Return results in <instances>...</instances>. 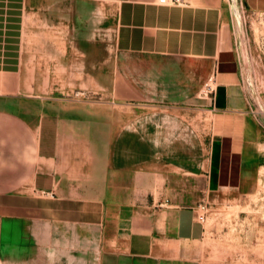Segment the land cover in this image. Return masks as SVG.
<instances>
[{
  "label": "crops",
  "instance_id": "1",
  "mask_svg": "<svg viewBox=\"0 0 264 264\" xmlns=\"http://www.w3.org/2000/svg\"><path fill=\"white\" fill-rule=\"evenodd\" d=\"M106 2L116 6L114 59L124 102L137 109L109 150L108 170L135 184L134 199L119 201L117 246L103 244L104 208L90 190L96 180L74 143L77 132L58 113L36 114L0 97V264H201L207 226L180 200L191 194L193 177L214 193L240 182L250 99L225 52L220 11L199 0ZM246 4L264 11V0ZM55 26L56 70L72 71L63 27ZM6 62L0 55V76L9 71V80L16 67ZM211 79L214 93L201 96ZM144 103L197 104L210 120L208 139L201 141L182 112L145 114L138 110ZM175 173L189 178L182 190L175 189Z\"/></svg>",
  "mask_w": 264,
  "mask_h": 264
},
{
  "label": "rangeland",
  "instance_id": "2",
  "mask_svg": "<svg viewBox=\"0 0 264 264\" xmlns=\"http://www.w3.org/2000/svg\"><path fill=\"white\" fill-rule=\"evenodd\" d=\"M199 1L221 13L225 52L235 60L250 99L249 125L240 182L214 193L203 179L193 177L191 194L180 203L205 214L201 264H264V11L252 10L246 0ZM56 22L63 27L64 62L76 68L72 71L56 70L61 51ZM115 25L116 6L106 0H0V55L16 67L9 80V71L2 70L0 97L14 98L36 114L58 113L77 132L74 143L81 145V158L90 161L88 176L96 180L90 190L94 188L104 208L100 235L112 250L118 240L119 201H131L135 184L129 175L108 170L109 150L137 110L124 102L125 89L115 69ZM201 96L208 97L204 88ZM156 105L140 104L138 110L182 112L206 142L210 120L197 104ZM184 180L188 184L187 176L175 173V189L182 190ZM124 185L127 190L121 192ZM142 199L146 201L145 195Z\"/></svg>",
  "mask_w": 264,
  "mask_h": 264
},
{
  "label": "built area",
  "instance_id": "3",
  "mask_svg": "<svg viewBox=\"0 0 264 264\" xmlns=\"http://www.w3.org/2000/svg\"><path fill=\"white\" fill-rule=\"evenodd\" d=\"M169 0H159L161 3H168ZM172 3L178 4L180 0H171ZM206 96L212 95L215 90V81L214 79H211L207 84L204 86ZM202 210H204V207H202ZM199 221L205 220V214L198 215Z\"/></svg>",
  "mask_w": 264,
  "mask_h": 264
}]
</instances>
